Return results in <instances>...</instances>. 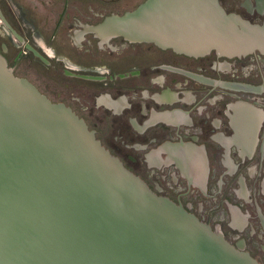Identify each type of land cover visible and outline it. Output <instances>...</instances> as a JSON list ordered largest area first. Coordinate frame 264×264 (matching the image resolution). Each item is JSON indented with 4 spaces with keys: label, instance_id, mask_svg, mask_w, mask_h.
<instances>
[{
    "label": "flooded vegetation",
    "instance_id": "obj_1",
    "mask_svg": "<svg viewBox=\"0 0 264 264\" xmlns=\"http://www.w3.org/2000/svg\"><path fill=\"white\" fill-rule=\"evenodd\" d=\"M0 0L13 74L157 195L264 264V46L192 56L116 32L147 0ZM264 29V0H217Z\"/></svg>",
    "mask_w": 264,
    "mask_h": 264
},
{
    "label": "water",
    "instance_id": "obj_2",
    "mask_svg": "<svg viewBox=\"0 0 264 264\" xmlns=\"http://www.w3.org/2000/svg\"><path fill=\"white\" fill-rule=\"evenodd\" d=\"M115 29L192 56L264 46L263 28L217 0H147ZM0 264L261 263L154 193L0 55Z\"/></svg>",
    "mask_w": 264,
    "mask_h": 264
},
{
    "label": "rangeland",
    "instance_id": "obj_3",
    "mask_svg": "<svg viewBox=\"0 0 264 264\" xmlns=\"http://www.w3.org/2000/svg\"><path fill=\"white\" fill-rule=\"evenodd\" d=\"M21 4L24 2L23 0H20Z\"/></svg>",
    "mask_w": 264,
    "mask_h": 264
}]
</instances>
